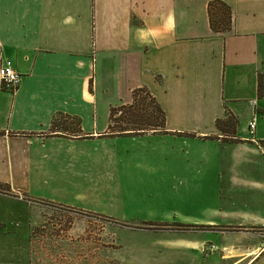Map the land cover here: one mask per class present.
I'll return each mask as SVG.
<instances>
[{"label": "crops", "instance_id": "obj_1", "mask_svg": "<svg viewBox=\"0 0 264 264\" xmlns=\"http://www.w3.org/2000/svg\"><path fill=\"white\" fill-rule=\"evenodd\" d=\"M212 1L0 0V67L21 76L15 92L0 80V183L11 191L0 190L1 225L12 222L7 192L63 200L77 192L82 163L107 145L129 157L139 149L121 151L125 140L146 141L145 154L194 173L193 189L180 178L152 192L207 194L211 208L186 220L253 231L239 243L209 233L216 250L207 255L202 239L180 234L149 251L147 264H264L255 231L264 229V0H220L232 12L225 32L211 28ZM138 88L164 111L165 129L111 137V109ZM59 115L80 132H54ZM228 117L235 136L217 126Z\"/></svg>", "mask_w": 264, "mask_h": 264}, {"label": "rangeland", "instance_id": "obj_2", "mask_svg": "<svg viewBox=\"0 0 264 264\" xmlns=\"http://www.w3.org/2000/svg\"><path fill=\"white\" fill-rule=\"evenodd\" d=\"M140 96L145 98L144 93ZM66 122L59 117L55 130L77 129V121ZM124 142L121 151L139 149L138 155L117 156L107 145L100 160L93 156L82 163L80 173L73 176L77 192L60 195L63 200H34L7 192L11 198L6 218L12 222L0 224V264H147L149 251H162L180 234L202 239L204 255L212 253L213 244L205 240L209 233L226 234L236 243L250 237L253 231L242 227L186 220L211 208L209 195L152 191L172 190L180 178L193 189V166L175 168L181 165L175 158L165 161L160 155L145 154L151 150L146 141ZM98 149L91 147L92 152ZM0 190L10 191L5 186Z\"/></svg>", "mask_w": 264, "mask_h": 264}, {"label": "trees", "instance_id": "obj_3", "mask_svg": "<svg viewBox=\"0 0 264 264\" xmlns=\"http://www.w3.org/2000/svg\"><path fill=\"white\" fill-rule=\"evenodd\" d=\"M208 14L210 18L211 28L215 32H225L230 29L232 23V12L230 7L220 0L212 1L208 5ZM262 90V84L259 82V91ZM140 93L145 94V98H141ZM145 99H149L151 104L147 106ZM154 106V107H153ZM153 110H152V109ZM119 114L118 119L115 116ZM159 115V116H157ZM59 117H63L59 115ZM55 118L52 123L54 132L56 129ZM226 120H218L217 126L225 136H235L236 120L227 124ZM110 135L111 136H139L147 131L154 133L162 132L165 129V113L152 97L150 92L145 88H138L133 91V100L130 104L121 105L111 109L110 113ZM115 122V123H114ZM115 124V125H114ZM62 132V131H60ZM74 132H80V122L77 121V129ZM0 183V187H3ZM8 188V187H7Z\"/></svg>", "mask_w": 264, "mask_h": 264}, {"label": "built area", "instance_id": "obj_4", "mask_svg": "<svg viewBox=\"0 0 264 264\" xmlns=\"http://www.w3.org/2000/svg\"><path fill=\"white\" fill-rule=\"evenodd\" d=\"M0 80L2 83V87L11 91L15 92L20 84L21 76L10 66H1L0 67ZM255 127L254 121L250 123L249 129L252 131ZM264 249V243H263ZM209 250L214 252L216 247L214 245L209 246Z\"/></svg>", "mask_w": 264, "mask_h": 264}]
</instances>
